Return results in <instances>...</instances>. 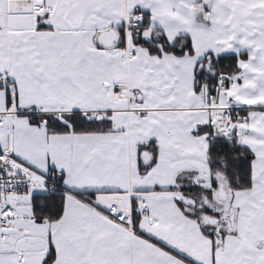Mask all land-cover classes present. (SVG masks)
<instances>
[{"label": "snow or ice", "instance_id": "snow-or-ice-1", "mask_svg": "<svg viewBox=\"0 0 264 264\" xmlns=\"http://www.w3.org/2000/svg\"><path fill=\"white\" fill-rule=\"evenodd\" d=\"M0 264H264V0H0Z\"/></svg>", "mask_w": 264, "mask_h": 264}]
</instances>
